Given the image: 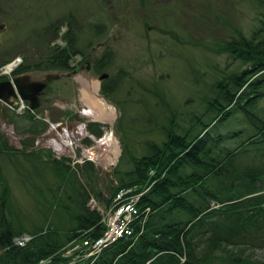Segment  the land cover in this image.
Listing matches in <instances>:
<instances>
[{
    "label": "trees",
    "instance_id": "16d2710c",
    "mask_svg": "<svg viewBox=\"0 0 264 264\" xmlns=\"http://www.w3.org/2000/svg\"><path fill=\"white\" fill-rule=\"evenodd\" d=\"M140 2L144 5V0ZM258 3L256 24L246 30L231 27L214 47L242 67L223 71L210 82L201 98L202 111L192 112L189 125L179 124L174 111L167 123L159 125L161 137L144 139L134 150L124 142L117 163L108 171V197L98 187L92 160L73 166L67 156L54 157L49 150L27 152L26 141L17 148L0 130V264H37L47 256L51 258L47 264H264V255L257 257L252 250L264 248V0ZM43 26L39 38L49 28L58 35L59 26L52 20ZM77 36L68 26L60 34L63 44L47 46L37 58H22L11 74L73 67L74 56L84 55L76 46ZM112 56L105 49L92 62L94 71L103 72ZM115 79L110 74L102 79L100 92L105 98L113 96ZM155 93L165 98L164 92ZM0 114L18 131L31 133L30 139L47 125L31 109L17 112L0 103ZM87 129L95 135L101 132L96 122H89ZM236 138V143L228 144ZM22 155L29 160L28 168ZM41 166L53 181L44 178V186L35 182L33 190L39 194L47 190L48 203L65 221L44 218L30 228L11 210L5 174L11 169L23 174L26 168L24 179L30 181ZM125 187L145 190L137 204L141 209L149 206L145 219L140 217L141 222L133 225L134 233L119 237L97 255H87L84 246L66 252L82 239L100 235L105 227L99 210L87 203L90 196L109 204ZM24 232L31 237L17 243L15 238Z\"/></svg>",
    "mask_w": 264,
    "mask_h": 264
},
{
    "label": "rangeland",
    "instance_id": "374dc122",
    "mask_svg": "<svg viewBox=\"0 0 264 264\" xmlns=\"http://www.w3.org/2000/svg\"><path fill=\"white\" fill-rule=\"evenodd\" d=\"M259 10L258 0H144V5L140 0H0V61L6 60L0 68L7 64L0 70H8L13 60L19 63L24 57L37 58L53 43L63 44L60 34L68 26L77 31L76 46L84 51V55L74 56V66L67 70L23 72L24 81L46 82L42 90L34 92L38 100L34 112L47 122L44 130L30 139L31 133L18 131L1 114L0 130L17 148H23L26 141L27 152L49 150L54 157L67 156L73 166L87 159L89 150L94 151L91 160L97 168L98 187L108 197V171L117 163L124 142L134 150L144 139L161 137L159 125L167 123L174 111L179 124L189 125L194 120L192 112L202 111L201 98L208 93L210 82L223 71L242 67L214 47L228 36L231 27L246 30L256 24ZM50 20L59 26L58 35L49 28L39 38ZM105 49L113 56L103 72L116 78L113 96L106 98L100 92L101 72L86 68V61L95 62ZM79 75L98 80L99 94L115 107L113 123L86 118ZM158 91L164 92L165 98L155 93ZM89 122L99 124L100 134L87 129ZM112 131L116 142L107 141ZM20 158L28 168L29 160L24 155ZM41 167L30 181L24 179L26 168L23 174L13 169L5 174L11 210L30 228L44 218L60 224L65 221L48 203L47 190L42 194L33 190L35 182L44 186V178L53 181L52 174ZM87 203L93 208L106 204L93 195ZM252 250L257 257L264 255V248Z\"/></svg>",
    "mask_w": 264,
    "mask_h": 264
},
{
    "label": "built area",
    "instance_id": "2783aa9c",
    "mask_svg": "<svg viewBox=\"0 0 264 264\" xmlns=\"http://www.w3.org/2000/svg\"><path fill=\"white\" fill-rule=\"evenodd\" d=\"M134 190V187L119 188L108 205H97L101 213V220L105 224L102 233L92 239H82L81 242L68 248L66 252L84 246L87 255H97L104 247L119 237L133 234V225L143 221L149 211V206H145L143 209L138 206L137 201L141 192H134ZM140 231L136 233H140ZM28 239V234H22L15 238L19 244H24ZM50 259V256H47L40 259L37 264H47Z\"/></svg>",
    "mask_w": 264,
    "mask_h": 264
},
{
    "label": "bare ground",
    "instance_id": "6f19581e",
    "mask_svg": "<svg viewBox=\"0 0 264 264\" xmlns=\"http://www.w3.org/2000/svg\"><path fill=\"white\" fill-rule=\"evenodd\" d=\"M77 79L82 83V99L86 105L84 109V115L87 119H98L103 122H110L116 118L115 107L111 105L103 96L99 94V82L98 80H93L87 75H79ZM84 129V125H83ZM107 141H114L117 139L114 132L107 134ZM106 141V142H107ZM116 150V154H117ZM87 156H95L94 151L89 150L86 154Z\"/></svg>",
    "mask_w": 264,
    "mask_h": 264
},
{
    "label": "water",
    "instance_id": "95a60500",
    "mask_svg": "<svg viewBox=\"0 0 264 264\" xmlns=\"http://www.w3.org/2000/svg\"><path fill=\"white\" fill-rule=\"evenodd\" d=\"M8 64L11 65L9 70H12L17 63L15 61H10ZM108 74L109 73L106 71L101 72L99 74V79L102 80L107 77ZM23 76L24 74L21 73L20 75H12L10 78L0 80V101L14 106L16 99L12 98L19 96L21 99L29 100L28 108L34 110L38 105V100L34 92L40 91L43 86H45L46 82L44 80L40 82L24 81Z\"/></svg>",
    "mask_w": 264,
    "mask_h": 264
},
{
    "label": "flooded vegetation",
    "instance_id": "af4514ba",
    "mask_svg": "<svg viewBox=\"0 0 264 264\" xmlns=\"http://www.w3.org/2000/svg\"><path fill=\"white\" fill-rule=\"evenodd\" d=\"M88 65V66H87ZM92 61H86V68L87 69H91L92 68ZM51 70V69H50ZM67 70V69H66ZM21 73H15V74H11V72H9V73H3V74H1V75H3L4 77L3 78H1V79H6V78H10L12 75H20ZM109 76V75H108ZM107 76V77H108ZM107 77H105V78H107ZM0 79V80H1ZM43 89V88H42ZM41 89V90H42ZM12 99H16V102H15V104H14V106H11L10 104H7V105H9L10 107H12V108H15V110L17 111V112H23V111H25L26 109H29L28 108V103H29V100H25V99H21L19 96H16L15 98H12ZM0 103H3L2 101H0ZM3 104H6V103H3ZM37 107H38V105H37Z\"/></svg>",
    "mask_w": 264,
    "mask_h": 264
}]
</instances>
